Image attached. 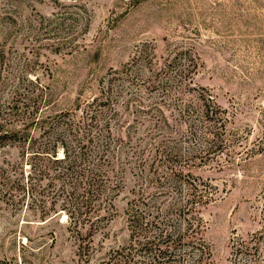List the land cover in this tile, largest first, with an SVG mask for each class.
<instances>
[{"label":"rangeland","instance_id":"rangeland-1","mask_svg":"<svg viewBox=\"0 0 264 264\" xmlns=\"http://www.w3.org/2000/svg\"><path fill=\"white\" fill-rule=\"evenodd\" d=\"M213 103L216 125L200 113ZM78 106L116 151L93 223L29 139L3 141L28 192L0 180V264H170L153 253L191 218L179 179L209 199L195 215L210 254L178 263L264 264V0H0V133L42 140Z\"/></svg>","mask_w":264,"mask_h":264},{"label":"trees","instance_id":"trees-1","mask_svg":"<svg viewBox=\"0 0 264 264\" xmlns=\"http://www.w3.org/2000/svg\"><path fill=\"white\" fill-rule=\"evenodd\" d=\"M105 93V92H104ZM104 97L108 100L109 95L103 94ZM102 106L104 103H101ZM91 103H86L85 106H89ZM100 105V104H99ZM75 107L76 110H82L83 112L78 115H72L70 112H63L56 115L51 116L50 126L51 130L48 131V134L44 139L38 140L40 136H31L27 131L23 133L18 129H2L0 133V144L4 141H20L23 140L28 141V147L32 149L33 155L40 156L39 159H43L42 161L51 162L53 164L49 165L48 163L40 164L38 168V173L42 174V177H47L49 175V171L53 173V175L49 178L51 179H67L68 181H64L63 184L74 182V187L79 189V191L72 190L68 192V195H64L63 188L61 187L60 193L58 196H64L63 202H68V204L77 203V209L79 208H87V211L83 210L80 213L97 210V207L100 205L99 200L101 198V189L104 188L107 179H109V172L104 168V161L106 160L108 163H113V160L116 156V151L114 149V145H112L111 141L107 140L106 137L108 135H104V131L101 127H105L104 124H100V117L97 116L96 112L93 109ZM218 107L213 104H202L201 107V117L202 119H206L207 121H213L215 125V116L216 110ZM26 110V109H25ZM35 111L29 112V114H35L38 109H34ZM25 112V111H23ZM32 118L33 116L29 115L26 118ZM222 125L221 123L219 124ZM108 126V123H106ZM108 132V129H106ZM98 131V133H96ZM211 133V132H210ZM213 135V133H212ZM60 144L62 147L63 156L57 157L56 154V146ZM30 152V151H28ZM41 156H44L43 158ZM36 169V168H35ZM34 169V172H35ZM6 167L3 165L0 166V180L6 179L3 184L9 189H12L11 183L17 182L16 190H20L23 195L26 190V184L21 183L22 171L19 173L21 177L15 176L14 179H11V175ZM105 174V175H104ZM171 179H175V174H168ZM106 176V177H105ZM105 177V178H103ZM32 179V177H30ZM13 180V181H12ZM181 185H186V199L184 204L181 203V207L179 209H183L186 213L191 215V218L186 217L183 218V223L181 227V231L178 229L176 237L170 238L171 241L166 243L161 249L157 250L153 247H150L151 251H155L153 256H162V258L166 257L167 262L170 264H183L178 263L181 256L187 258H194L196 262L201 258H205V256L209 255V246L206 245L205 240L201 236H197L198 231L200 232V227L202 226L201 218L195 214H197V209L208 202L209 199H201L204 194L196 193V187L187 180L179 179ZM9 183V184H8ZM70 197V200H69ZM81 198L77 201V198ZM97 203V204H96ZM72 208H76L75 205H71ZM66 207L60 208L61 210L66 211ZM186 208V209H184ZM138 206H131L132 212L130 213V220L134 223V227H137V224L141 220H143V216L137 213ZM72 213H67V216H71ZM91 215H87L86 222H90L89 225H92L93 221ZM96 219V218H94ZM193 220H196L195 224ZM85 221L81 222V226H84ZM76 224H78L75 221ZM176 234V230H174ZM172 234V235H171ZM167 232L161 234V237L164 235V238H168L175 234ZM170 235V236H169ZM151 240H147L144 243H151ZM150 245V244H149ZM164 248V249H163ZM178 252V253H177ZM166 253V256H165Z\"/></svg>","mask_w":264,"mask_h":264}]
</instances>
